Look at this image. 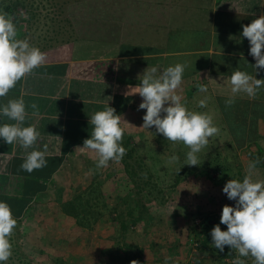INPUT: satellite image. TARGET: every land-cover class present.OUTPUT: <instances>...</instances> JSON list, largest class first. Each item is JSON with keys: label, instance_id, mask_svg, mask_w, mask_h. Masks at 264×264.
<instances>
[{"label": "crops", "instance_id": "1", "mask_svg": "<svg viewBox=\"0 0 264 264\" xmlns=\"http://www.w3.org/2000/svg\"><path fill=\"white\" fill-rule=\"evenodd\" d=\"M144 15L145 23L140 29L144 36L140 42L143 44L144 54L140 56L152 63L148 64L146 61L144 67L130 65L129 72L141 68L145 70L148 66H157L162 71L169 66L186 62L188 67L177 93L189 110L213 115L214 124L219 127L220 134L209 138V142H223L222 152H225L215 151V154L227 157L226 151H229V156L232 153L239 157L250 156L252 149H247L246 145L240 149L233 147L235 139L229 130L232 126L250 129L252 125H256V130L252 133L245 130L241 139L255 140L264 148V88L258 91L255 99L239 94L231 106L225 104L226 99L231 96L230 76L234 70L239 69L256 75L257 79H264V70L255 72L252 67L255 60L249 55V41L241 35L243 25H248L264 15V0H161L159 6L146 9ZM121 59L112 57L43 63L32 74L19 81L6 97L0 98V106H3L8 100L23 96L30 117L25 126L35 124L41 133L35 150L43 151L44 145H47L46 166L28 173L20 167L24 162L25 151L16 144H6L0 138L1 194L7 196L8 190H13L15 197L24 199L28 196L27 191L31 192L39 187L47 190L56 174L67 165V161L69 163V159L84 152L77 147H83V141L91 136V116L104 110L106 105H111L113 91L118 89L117 77L119 69L122 68ZM148 59H153L154 62ZM55 65L63 66L60 74L51 72V68H54L51 66ZM91 83L96 90L94 93L93 88H90ZM198 84L205 85L208 91L198 92ZM106 86H110L109 92ZM134 96H137L138 103L132 106V112L139 111L138 107L142 102L139 94ZM205 96L208 98L207 106L201 108L199 101ZM33 103L39 110L36 117L31 116L33 110L30 106ZM144 113L146 114L145 109ZM4 123L12 121L0 116V125ZM138 126L139 128H133L132 125L134 140L138 135H154L155 141L158 140L155 126L148 130L143 129L144 132L140 129L142 124L139 123ZM74 142L80 145L72 144L68 150L65 149L67 143ZM31 150L33 149L28 151ZM79 156L84 158V154ZM32 197L33 200L37 198ZM181 217L186 218L182 215ZM174 231L171 232V239H168L169 243L180 237L176 234V229ZM202 235L209 239V249L199 248L197 252L208 251L218 259L213 252L215 247L211 237L204 233ZM192 246L195 251L196 242ZM189 258H193L189 259L190 264H207L206 260L210 262L209 257L203 259L200 253L190 254Z\"/></svg>", "mask_w": 264, "mask_h": 264}, {"label": "trees", "instance_id": "2", "mask_svg": "<svg viewBox=\"0 0 264 264\" xmlns=\"http://www.w3.org/2000/svg\"><path fill=\"white\" fill-rule=\"evenodd\" d=\"M160 4L161 0H0V12H6L14 17L18 30V38H27L31 45L38 47L45 53L46 59L44 63L112 57L122 58L120 60L122 70L119 69L117 77L118 89L113 91L110 107L115 108L116 114L121 115L126 121H121V127L125 130L122 146L126 149V155L119 162L110 161L109 165L117 163L121 166L124 177L127 179L128 184L133 187L134 197L131 196V198L130 194H128L120 202L121 206L120 204L112 207L108 206L105 202L102 186L96 181L98 175L97 173H93L88 186L80 189L81 191L77 194L75 193L72 197L73 199L62 201L60 207L67 217L73 219L77 227L91 228L89 225L90 221L94 225L102 218L103 212L108 214V220L113 227V231L106 234V237L112 239V244L115 245V247L110 246L112 248L108 249L113 252V256L110 257L111 261L115 258L118 264H131L134 260L138 264H164L165 259L169 257V250L175 246L172 241L168 242L167 249L156 250L152 247L151 240L147 252L145 251V246H143L144 241L149 239L144 227L149 220L148 216L152 212V208H147L145 204L153 201L160 205L169 198V195L166 189L159 187L160 175L158 173V165L160 161L157 157H151L152 163L151 165L148 164L142 154L138 153L134 145L136 141L134 140V130L131 125L130 112L132 111L130 110L133 109L132 106L137 105L138 99L134 95L126 96L125 93L128 89L124 88H129V86L135 87L140 83L138 77L143 74L144 68L136 69L135 72H129L130 65L144 67L147 61L144 57L140 56L144 54L143 44H140L144 36L140 33L142 31L140 29L143 28L145 23L144 14L146 9H154V7ZM71 5L79 9V15L72 16L67 13L66 10ZM36 31H39V33H36ZM34 33L36 34L35 39H32ZM148 60L154 62L153 59ZM147 62L148 64L152 63ZM51 67H54L51 68V72L56 71L55 74H60L63 71V66L61 65ZM90 88H93V93L96 91L94 84ZM106 88L109 92L110 86H106ZM229 130L235 139L233 142L235 149H240L244 145L248 147L247 149H252L249 157H242L246 160L244 165L238 166L236 171L232 173L227 165L226 158L215 154L211 156L212 159L206 161L204 159L200 160L197 166L179 167L175 172L173 186H176L185 175L196 173L203 174L205 179L211 181L214 185L223 184L224 186L230 179L242 181V176L246 173V171L244 172V168H246L249 161L256 158L260 159V163L257 165L258 173L253 178L264 180V148L255 140L244 141L241 139L245 135V130L252 133L256 130V125H252L250 129L248 127L232 126L229 127ZM158 142L163 145L172 143L166 140L165 137L158 139ZM67 144L65 146L67 150L72 144L80 145L77 142ZM95 160L92 161L90 169L95 168ZM211 174L214 175L212 176ZM45 191L41 187L31 192L27 191V201L25 200V203H23L25 207L23 204H20L18 212L15 207H12L15 210L13 211V216L17 219V225L21 222L22 218H25L30 205L34 204L32 196H39L44 194ZM128 198L131 199L130 203L128 202ZM10 199L12 201L11 204H16L19 200L18 197L14 196L11 198L0 193V202L9 204ZM90 201L95 203L101 201L104 211L97 210V206L92 207ZM232 204L229 203L228 205L231 206ZM177 215H172V218L174 222L178 223L176 226H180L182 224H179L180 221L176 218ZM206 217H202L201 219L196 216L193 217L192 221L199 218L200 222L188 228V237H194V243L197 240L196 249L201 248V245L205 243L200 238L198 230L202 228L200 227L201 223L205 220L207 221ZM17 227L14 230H17ZM129 228H134L133 230H137V228L141 229L139 233L144 237L142 245L131 242L128 239ZM176 230V234L180 235V228L178 227ZM206 235L211 237L210 233ZM179 238L176 237V240L179 241ZM12 241L13 239L10 238L11 243ZM12 252L13 254L10 259L16 256V250ZM215 252L216 254H214L220 260H224V258H236L234 251H231L230 255H228L225 249L224 252H219L215 248ZM53 263L67 264L61 259H54ZM6 264L11 263L7 262Z\"/></svg>", "mask_w": 264, "mask_h": 264}, {"label": "clouds", "instance_id": "3", "mask_svg": "<svg viewBox=\"0 0 264 264\" xmlns=\"http://www.w3.org/2000/svg\"><path fill=\"white\" fill-rule=\"evenodd\" d=\"M242 28L241 35L250 44L249 55L255 60L252 67L255 72L264 70V15ZM45 59L46 54L31 45L27 38H18L14 17L0 12V98L6 97L19 81L42 66ZM187 67L186 62L162 71L157 66H148L138 77L140 83L135 87L129 86L125 95L139 94L142 97L138 110L145 109L146 114L140 129L148 130L155 126L156 132L166 140L182 142L189 149L184 164L197 166V154L208 145L209 138L220 134V129L214 124L213 115L189 110L177 93ZM230 85L231 96L226 99V106H231L239 94L255 99L258 91L264 88V79H257L256 75L236 69L231 73ZM196 88L200 93L208 91L202 84ZM207 99V96L201 99L199 107H206ZM30 107L33 110L31 116H38V106L33 103ZM0 116L12 121L0 125V138L6 144H16L25 151L21 169L31 173L45 167L47 145H44L43 151L35 150L41 133L35 124L25 126L30 117L23 96L10 99L0 106ZM122 120L123 117L117 115L115 108L109 105L91 116V136L83 141V147L77 148L95 153L96 169L108 167L110 161L119 162L126 155V149L122 146L125 131L121 127ZM178 160L179 157L173 155L169 157L168 163ZM259 163V158L248 162L242 181L230 179L225 183L222 191L229 200L235 201V206L224 205L222 208L220 224L226 225L227 230H221L220 224H217L210 233L212 245L219 252H224L225 246H228L236 253L232 264H245L242 258L247 257L252 258V264H264V180L253 178L257 175ZM16 226L17 219L10 205L0 202V264H6L12 256L10 238ZM171 259L166 258L164 264H169ZM131 264L138 262L134 260Z\"/></svg>", "mask_w": 264, "mask_h": 264}, {"label": "rangeland", "instance_id": "4", "mask_svg": "<svg viewBox=\"0 0 264 264\" xmlns=\"http://www.w3.org/2000/svg\"><path fill=\"white\" fill-rule=\"evenodd\" d=\"M66 11L72 16L79 15L80 12L73 5L69 6ZM36 33H39V31H36ZM35 35L34 33L32 39H35ZM130 114L131 125H133V128H139V123L143 124L144 109L130 112ZM141 130L144 132L143 129ZM145 137L144 135H138L134 145L138 153L142 154L148 164L151 165L152 163L151 157H157L160 161L158 165V173L160 175L159 187L166 189L169 195V198L160 205L153 201L145 204L147 208H152V212L148 216L149 220L144 227L149 238L144 241L143 246H145V251L149 250L150 240L152 241V247L156 250L167 249L168 239H171L170 236L175 232L174 229L179 227L181 230V242L176 240L174 242L175 246L172 247L173 249L169 250V257L172 258L169 264H190L191 260L189 259L193 260V258H189L190 254L195 255L198 253H200L203 259L212 258V260L209 259L210 262L206 260L207 264H227V258H224V260L216 259L208 251L197 252V249H199L197 248L195 250L197 253H194V247L192 246L194 237L189 238L187 234L188 228L195 224L192 221L193 217L196 216L201 219L207 216V221L205 220L201 223L200 227L202 228L198 230V234L205 241L201 245V248L209 249V239L203 238L202 232H206V234L211 233L212 228L220 224V219L216 218L214 213L222 210L224 205L235 203V201L229 200L226 194L223 193V184L214 185L211 181L205 179L201 173L185 175L176 186H173L176 170L181 166L189 167V165L184 164L189 149L182 142H172L163 145L158 140L155 141L154 135ZM159 137L164 136L157 134L156 138L159 139ZM153 138L154 140H152ZM223 146V142H209L197 154L199 161L202 159L204 161L212 159L211 156L215 154V151L225 153L222 152ZM226 152L228 155L223 158H226L228 167L234 173L238 166L244 165L246 160L235 156L233 153L229 156V151ZM82 154H84V158H80L79 155ZM79 155H76L74 158L72 157L73 159H69V163L67 161V165L60 170L61 172L56 174V177L45 193L37 196L36 200H33L34 204L30 205L25 218H22L21 222L18 223L17 230H14L15 232L11 237L13 239L12 251L16 250V256L7 262L11 264H54V259H61L67 264H118L117 259L114 258L111 261L110 258L113 256V252L108 248H112L110 246L115 247V245L112 244V239L106 237V234L112 232L113 227L108 220L109 215L103 212L104 209L101 201L97 203L90 201L92 207L97 206V210L103 212L101 221H97L94 225L92 221L89 222L91 228L77 227L73 219L67 217L60 207L62 201L73 199L72 197L75 193L77 194L81 191L80 189L88 186L93 173H97L98 177L96 181L102 186L105 202L110 207L120 204L128 194H130V197H134L133 187L128 184L119 164H110L108 167L102 169H96V167L90 169L92 161L96 157L95 153L84 150ZM173 155L178 156L179 160L176 163L170 164L168 163V159ZM211 175L213 176L214 174ZM15 194V191L8 190L7 196L12 198ZM26 199V196L24 199L19 197L16 204H11L12 201L10 199L9 205L12 213L15 211L12 207H15L17 211L20 204L25 203ZM128 199L130 203L131 199ZM84 207L88 208L87 206ZM174 214H178L176 218L180 221L179 224L182 225L176 226L178 223L174 222L172 218ZM181 215L186 218H182ZM205 226L207 227L205 228ZM220 227L223 231L227 230L226 225L220 224ZM129 229L128 239L131 242L142 245L144 237L139 233L141 229ZM225 250L230 255L232 250L228 246H225ZM213 252H215V248ZM178 257L181 259L179 260ZM242 259L245 260V264H252L251 257Z\"/></svg>", "mask_w": 264, "mask_h": 264}, {"label": "built area", "instance_id": "5", "mask_svg": "<svg viewBox=\"0 0 264 264\" xmlns=\"http://www.w3.org/2000/svg\"><path fill=\"white\" fill-rule=\"evenodd\" d=\"M231 206H235V203H233ZM221 214H222V210H220V211H218V212H216L215 213V216L217 217V218H219L220 219V217H221ZM195 224H199V222H200V219L198 218V219H195ZM234 259H228L227 260V263L228 264H232V261H233Z\"/></svg>", "mask_w": 264, "mask_h": 264}]
</instances>
